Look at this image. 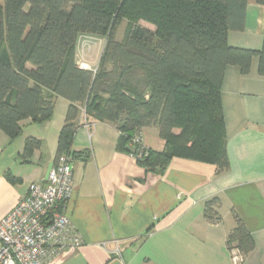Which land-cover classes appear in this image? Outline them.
I'll return each instance as SVG.
<instances>
[{
	"label": "trees",
	"instance_id": "obj_1",
	"mask_svg": "<svg viewBox=\"0 0 264 264\" xmlns=\"http://www.w3.org/2000/svg\"><path fill=\"white\" fill-rule=\"evenodd\" d=\"M2 1V2H1ZM249 0H0V133L10 138L22 122H43L53 115L55 100H68L58 154L73 155L81 112L86 119L113 124L117 149L137 155L134 136L156 127L165 139L162 151L149 148L138 163L164 174L174 157L216 164L229 170L221 86L227 65L264 76V44L259 50L231 46L228 33L243 30ZM264 5V0H256ZM122 40L115 39L121 19ZM141 18L158 25L135 28ZM106 40L99 65L83 68L77 57L80 39ZM130 132L134 136H130ZM44 145L30 136L25 161ZM220 197L204 206L209 220L221 219ZM235 226L229 248L244 258L255 240L233 210Z\"/></svg>",
	"mask_w": 264,
	"mask_h": 264
},
{
	"label": "crops",
	"instance_id": "obj_2",
	"mask_svg": "<svg viewBox=\"0 0 264 264\" xmlns=\"http://www.w3.org/2000/svg\"><path fill=\"white\" fill-rule=\"evenodd\" d=\"M105 42L79 43L85 63ZM231 46L261 49L264 5L249 0L243 30L228 33ZM85 48V49H84ZM95 51V50H94ZM91 67V65H89ZM227 65L221 86L229 170L216 164L174 157L164 174L147 172L130 153L117 149L120 131L107 122L86 119L81 112L72 145L75 189L65 209L83 238V245L61 264H264V76ZM67 99L55 100V111L43 122L25 119L12 139L0 133V218L25 196L33 182H44L55 165ZM44 145L25 161L28 137ZM143 142L162 151L166 141L156 127L143 129ZM220 197L221 219L204 216L205 203ZM233 210L255 240L247 258L229 248L235 226Z\"/></svg>",
	"mask_w": 264,
	"mask_h": 264
},
{
	"label": "built area",
	"instance_id": "obj_3",
	"mask_svg": "<svg viewBox=\"0 0 264 264\" xmlns=\"http://www.w3.org/2000/svg\"><path fill=\"white\" fill-rule=\"evenodd\" d=\"M83 68H92L80 61ZM137 160L148 147L143 134L134 136ZM75 189L72 155L60 154L44 182H33L28 193L0 218V264H61L83 245V238L65 206Z\"/></svg>",
	"mask_w": 264,
	"mask_h": 264
},
{
	"label": "rangeland",
	"instance_id": "obj_4",
	"mask_svg": "<svg viewBox=\"0 0 264 264\" xmlns=\"http://www.w3.org/2000/svg\"><path fill=\"white\" fill-rule=\"evenodd\" d=\"M134 26H135V28H138L140 30H142V29L150 30L154 34V41L155 42L158 41L159 37L156 34L157 30H158V25L156 23H154L153 21H151L149 19L141 18L134 24ZM126 28H127V20L125 18H123L119 21V23L116 27V33H115V39L116 40L120 41L123 39V37L125 35ZM104 41H105L104 38L93 39L92 37H89V36H83L80 39V45L82 47L86 48L91 43H92V45L95 42H96L95 44H102ZM97 50H98L97 48L93 49L91 52H89V55H88L91 57L90 58L91 61L94 60L95 65L99 62V52L97 53ZM87 64L91 65V67L94 68L92 65L93 61H92V63L88 62Z\"/></svg>",
	"mask_w": 264,
	"mask_h": 264
},
{
	"label": "water",
	"instance_id": "obj_5",
	"mask_svg": "<svg viewBox=\"0 0 264 264\" xmlns=\"http://www.w3.org/2000/svg\"><path fill=\"white\" fill-rule=\"evenodd\" d=\"M129 134H130V136H134V133L133 132H130Z\"/></svg>",
	"mask_w": 264,
	"mask_h": 264
}]
</instances>
